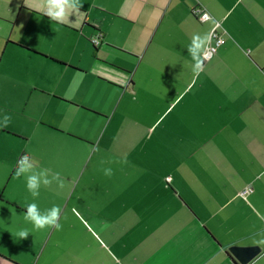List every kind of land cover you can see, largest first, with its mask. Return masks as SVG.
<instances>
[{
    "label": "crops",
    "instance_id": "crops-1",
    "mask_svg": "<svg viewBox=\"0 0 264 264\" xmlns=\"http://www.w3.org/2000/svg\"><path fill=\"white\" fill-rule=\"evenodd\" d=\"M64 11L0 0V264H264V0Z\"/></svg>",
    "mask_w": 264,
    "mask_h": 264
},
{
    "label": "built area",
    "instance_id": "built-area-1",
    "mask_svg": "<svg viewBox=\"0 0 264 264\" xmlns=\"http://www.w3.org/2000/svg\"><path fill=\"white\" fill-rule=\"evenodd\" d=\"M194 14H196L198 18L202 21H205L211 17L208 12L204 11L200 7H196L194 9ZM96 25L98 26V30L93 36H91V41L95 46H99L104 41V31L99 27L98 23H96ZM222 28L223 27L221 22L216 20L210 32L205 50L203 51L204 60L211 59L218 52L219 48L225 43L226 38L224 36V30H222ZM23 159L24 156L19 159V163H21ZM249 190L250 189L248 188L246 192Z\"/></svg>",
    "mask_w": 264,
    "mask_h": 264
},
{
    "label": "clouds",
    "instance_id": "clouds-1",
    "mask_svg": "<svg viewBox=\"0 0 264 264\" xmlns=\"http://www.w3.org/2000/svg\"><path fill=\"white\" fill-rule=\"evenodd\" d=\"M47 5H48V14H50L54 17H57V18H61L65 15V11H64L65 0H47ZM205 39H207V37H205ZM198 48H199V43H196L195 46L192 48V51L194 54ZM17 175H19V173H17ZM34 183H35V177H29L28 186L33 187ZM33 195H36V193H33ZM53 215H55V213H53ZM24 218L25 219L30 218L31 220H33L35 222V228H42L46 223L47 224L52 223V217L51 216L48 218L38 216L36 211H35L34 205H30L28 207V212L24 216ZM27 234H28L27 230H21L19 232L20 237H25Z\"/></svg>",
    "mask_w": 264,
    "mask_h": 264
},
{
    "label": "water",
    "instance_id": "water-1",
    "mask_svg": "<svg viewBox=\"0 0 264 264\" xmlns=\"http://www.w3.org/2000/svg\"><path fill=\"white\" fill-rule=\"evenodd\" d=\"M258 245H230L229 251L236 257L240 264H248L261 252Z\"/></svg>",
    "mask_w": 264,
    "mask_h": 264
}]
</instances>
